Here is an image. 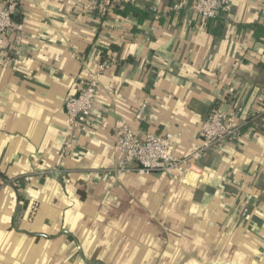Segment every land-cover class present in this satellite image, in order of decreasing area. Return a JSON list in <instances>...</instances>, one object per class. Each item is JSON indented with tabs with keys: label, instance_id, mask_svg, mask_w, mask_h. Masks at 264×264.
<instances>
[{
	"label": "crops",
	"instance_id": "0c3cea01",
	"mask_svg": "<svg viewBox=\"0 0 264 264\" xmlns=\"http://www.w3.org/2000/svg\"><path fill=\"white\" fill-rule=\"evenodd\" d=\"M84 1L20 0L0 51V264H264V0L216 22L197 0H113L108 15ZM95 77L65 148L66 101ZM218 108L262 125L205 153L201 176L111 171L121 125L188 156Z\"/></svg>",
	"mask_w": 264,
	"mask_h": 264
},
{
	"label": "built area",
	"instance_id": "2783aa9c",
	"mask_svg": "<svg viewBox=\"0 0 264 264\" xmlns=\"http://www.w3.org/2000/svg\"><path fill=\"white\" fill-rule=\"evenodd\" d=\"M84 3L98 15H108L114 8L112 0H85ZM172 8L181 9V2L175 3ZM187 8L201 19L216 21L227 17L232 8V2L231 0H197ZM19 11L20 0H7L5 7L0 9V51L6 47L7 35L16 28L15 17ZM103 68L104 65L101 66V69ZM98 85V79L92 78L85 83L79 93L67 99L65 108L70 131L65 141V148L78 142L76 131L80 121L95 107ZM236 117L235 111L214 109L202 123V143L188 156L175 153L171 133L147 132L143 138H140L129 124L121 125L116 129L115 134L118 145L125 152V157L111 171L155 173L167 176L185 165L188 174L201 176L199 160L205 153L228 140L238 138L242 133L243 124L262 125L259 114H252L241 123L236 120Z\"/></svg>",
	"mask_w": 264,
	"mask_h": 264
},
{
	"label": "trees",
	"instance_id": "16d2710c",
	"mask_svg": "<svg viewBox=\"0 0 264 264\" xmlns=\"http://www.w3.org/2000/svg\"><path fill=\"white\" fill-rule=\"evenodd\" d=\"M113 1V0H112ZM113 3H114V1H113ZM120 4L118 3L117 4V6H119ZM131 9H134V7L132 6V7H130ZM136 9V8H135ZM201 20H205V19H201ZM205 21H207V22H216V21H214V20H205ZM257 32V34H259V32L258 31H256ZM262 32H264V29H262ZM249 117V116H248ZM247 117V118H248ZM249 125L250 124H243L241 127V131L242 130H245L247 127H249ZM16 188L18 189V192H19V194H20V200H21V202L22 203H25V197H24V189L26 188V181H25V179H17L16 180Z\"/></svg>",
	"mask_w": 264,
	"mask_h": 264
},
{
	"label": "rangeland",
	"instance_id": "374dc122",
	"mask_svg": "<svg viewBox=\"0 0 264 264\" xmlns=\"http://www.w3.org/2000/svg\"><path fill=\"white\" fill-rule=\"evenodd\" d=\"M16 183V182H15ZM151 207V206H150ZM150 209V208H149ZM148 209V210H149ZM188 210L189 209H187V208H185V207H183V208H177V209H172V208H168V207H166V208H163L161 211H163V213H164V215H167V214H171L170 216H173V215H176V216H179V215H182V216H184L185 214H187L188 213ZM169 212V213H168ZM167 217H169V216H167ZM177 221V220H176ZM173 226H175V227H178V228H180L181 226L179 225V222L178 223H174V225Z\"/></svg>",
	"mask_w": 264,
	"mask_h": 264
},
{
	"label": "water",
	"instance_id": "95a60500",
	"mask_svg": "<svg viewBox=\"0 0 264 264\" xmlns=\"http://www.w3.org/2000/svg\"><path fill=\"white\" fill-rule=\"evenodd\" d=\"M222 110H223V111H226V108H225V109H222ZM10 183H11V184H13V182H12V181H10Z\"/></svg>",
	"mask_w": 264,
	"mask_h": 264
}]
</instances>
